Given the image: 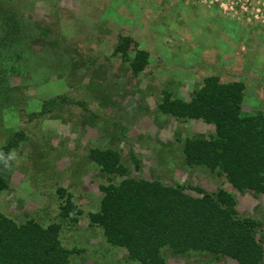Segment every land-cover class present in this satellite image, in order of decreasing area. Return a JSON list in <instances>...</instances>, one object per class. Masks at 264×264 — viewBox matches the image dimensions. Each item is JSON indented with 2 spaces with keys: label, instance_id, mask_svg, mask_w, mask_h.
I'll return each mask as SVG.
<instances>
[{
  "label": "rangeland",
  "instance_id": "obj_1",
  "mask_svg": "<svg viewBox=\"0 0 264 264\" xmlns=\"http://www.w3.org/2000/svg\"><path fill=\"white\" fill-rule=\"evenodd\" d=\"M233 1L22 0L20 15L40 30L35 36L26 30L22 44L28 50L8 61L16 68L10 99L0 101V151L15 136L23 138L9 153L2 150L11 174L9 189L0 192V212L18 224H61L62 244L74 251L71 264H141L107 243L103 229L89 221L99 211L101 187L121 181L104 174L90 151L112 148L133 178L180 184L195 197L200 195L189 186L231 193L238 216L257 221L264 235V195L241 193L219 170L185 162V139L208 138L215 126L178 120L158 108L164 92L189 99L206 77L219 75L223 82L249 85L245 113L264 111V65L249 63L264 54V16L252 22L234 17ZM248 5L264 14V0ZM121 36L149 52L142 73L135 75L115 53ZM68 196L83 211L76 223L60 215ZM162 254L166 264H239L209 253Z\"/></svg>",
  "mask_w": 264,
  "mask_h": 264
},
{
  "label": "trees",
  "instance_id": "obj_2",
  "mask_svg": "<svg viewBox=\"0 0 264 264\" xmlns=\"http://www.w3.org/2000/svg\"><path fill=\"white\" fill-rule=\"evenodd\" d=\"M15 1L0 0V101L9 100L12 93L9 78L16 67L8 61L28 50L22 44L26 30L34 36L40 30L38 24L25 22L20 15L22 0ZM115 53L129 63L135 75L149 65V52L139 48L130 36L120 37ZM245 97L244 82H223L219 75H211L189 99L164 92L158 108L178 120H201L215 126V133L208 138L185 139L183 154L189 167L219 170L239 192L264 195V111L245 113ZM21 138L23 135L15 136L2 150L9 153ZM2 150L0 192L9 189L11 174L1 157ZM89 157L104 174L121 178L119 183L101 187L103 198L99 211L89 214L90 225L102 228L107 243L124 248L131 260L166 264L162 252L170 249L175 255L226 256L239 264L264 262L260 225L238 216L231 193L223 189L209 193L202 187L189 186L200 195L195 197L180 184L133 178L121 153L112 148H94ZM135 164L138 167L136 160ZM59 193L66 195L64 189ZM60 215L76 223L83 211L68 196ZM61 231L59 223L44 225L30 219L18 224L0 212V264H71L74 251L62 244Z\"/></svg>",
  "mask_w": 264,
  "mask_h": 264
},
{
  "label": "built area",
  "instance_id": "obj_3",
  "mask_svg": "<svg viewBox=\"0 0 264 264\" xmlns=\"http://www.w3.org/2000/svg\"><path fill=\"white\" fill-rule=\"evenodd\" d=\"M249 0H235L230 4L229 12L233 14V16H237L238 18L245 17L248 22H252L253 20L258 21L259 19L263 18L264 14L262 13L261 9L257 11H250ZM262 15V16H260Z\"/></svg>",
  "mask_w": 264,
  "mask_h": 264
},
{
  "label": "crops",
  "instance_id": "obj_4",
  "mask_svg": "<svg viewBox=\"0 0 264 264\" xmlns=\"http://www.w3.org/2000/svg\"><path fill=\"white\" fill-rule=\"evenodd\" d=\"M255 36V35H254ZM256 36H258V35H256ZM243 56L242 55H240V57H239V59H240V61H244L243 59ZM249 63L250 64H256V66L257 65H261V66H263L264 65V54L262 55V54H258V55H256V57L255 56H253L252 58H251V60H249ZM241 82H244L245 84H246V94H248L249 93V89H250V87H249V85L244 81V80H241ZM259 93H260V90H259V88H257L256 89ZM247 100V95H246V97H245V101ZM245 101H244V103H245ZM258 101V100H257ZM259 102V101H258Z\"/></svg>",
  "mask_w": 264,
  "mask_h": 264
},
{
  "label": "clouds",
  "instance_id": "obj_5",
  "mask_svg": "<svg viewBox=\"0 0 264 264\" xmlns=\"http://www.w3.org/2000/svg\"><path fill=\"white\" fill-rule=\"evenodd\" d=\"M10 158H11V159L14 158V153H13L12 155H10Z\"/></svg>",
  "mask_w": 264,
  "mask_h": 264
}]
</instances>
